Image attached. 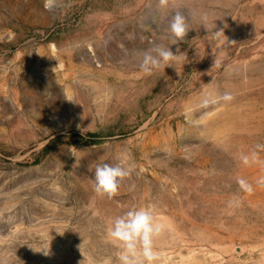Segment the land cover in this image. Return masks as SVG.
Wrapping results in <instances>:
<instances>
[{
  "label": "rangeland",
  "instance_id": "obj_1",
  "mask_svg": "<svg viewBox=\"0 0 264 264\" xmlns=\"http://www.w3.org/2000/svg\"><path fill=\"white\" fill-rule=\"evenodd\" d=\"M176 11L185 55L146 74ZM258 144L264 0H0V264H119L107 228L139 207L164 224L158 264H264ZM104 163L131 171L111 200Z\"/></svg>",
  "mask_w": 264,
  "mask_h": 264
},
{
  "label": "clouds",
  "instance_id": "obj_2",
  "mask_svg": "<svg viewBox=\"0 0 264 264\" xmlns=\"http://www.w3.org/2000/svg\"><path fill=\"white\" fill-rule=\"evenodd\" d=\"M159 2L161 5H166L169 0H159ZM50 3L51 0H45L46 9L50 8ZM189 31L186 17L180 11H176L171 16L166 28L167 34L171 37L168 46L153 43L150 48L141 53L142 59L139 68L146 74H151L154 69L163 68L165 70L166 67L172 66V61L185 54H174L170 45H177L183 41ZM177 52L179 53V48H177ZM219 99L231 101L233 96L231 93L225 92ZM214 102L215 100L211 98H205L202 105L207 106ZM262 149H264V145H256V150L241 156L242 163L245 166L264 165V159H261L258 151ZM130 175V169L123 163L98 164L94 171V178H92L93 190L97 196L111 200L118 195L121 183ZM237 183L247 193H252L254 190L252 184L243 178L238 179ZM257 184L264 187V177H261ZM163 231L164 224L153 215L152 210L148 207H139L131 208L124 214L115 217L107 228V236L119 250V264H158L160 257L155 250V240Z\"/></svg>",
  "mask_w": 264,
  "mask_h": 264
}]
</instances>
